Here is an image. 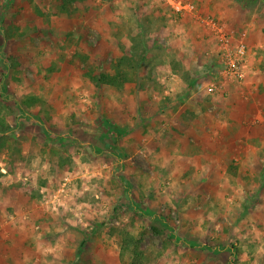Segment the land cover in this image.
I'll return each mask as SVG.
<instances>
[{
    "label": "rangeland",
    "instance_id": "1",
    "mask_svg": "<svg viewBox=\"0 0 264 264\" xmlns=\"http://www.w3.org/2000/svg\"><path fill=\"white\" fill-rule=\"evenodd\" d=\"M178 1L195 12L0 0V192L9 184L47 217L29 227L0 202V222L15 220L7 244L42 245L33 263L130 264L138 249L151 264H264V0ZM223 37L230 53L246 46L243 79ZM124 56L139 64L125 86L85 76L115 74ZM103 120L126 130L116 145ZM125 235L135 243L122 250Z\"/></svg>",
    "mask_w": 264,
    "mask_h": 264
},
{
    "label": "crops",
    "instance_id": "2",
    "mask_svg": "<svg viewBox=\"0 0 264 264\" xmlns=\"http://www.w3.org/2000/svg\"><path fill=\"white\" fill-rule=\"evenodd\" d=\"M227 12V10H224ZM225 13V12H224ZM237 120V119H236ZM210 121H206V119L203 120V131L207 133L208 135V125L207 123H209ZM230 124L232 126H236V127H241L240 123H238L237 121H235V123L233 121L230 122ZM213 133L218 134V129L215 130V132L213 131V129H211ZM236 131V130H235ZM235 131H231V132H235ZM227 133V131H225ZM209 137H211V135H208ZM244 140L246 141V136H244ZM210 148V146H208L206 148V150L208 151V149ZM4 186V185H3ZM22 196V195H21ZM21 196L16 193V190L11 188L9 184H7L4 187L3 192H0V202H3L7 207H5L6 211H9L10 213H16V211H18L19 214L22 215H18L19 218L24 219L26 222L28 223V226L31 227L33 225V223L35 224L37 221H42L44 219H46L47 217H41V214H39L38 212V202L33 200L32 203H30L29 198L28 200L21 199ZM23 197V196H22ZM17 208L19 210H17ZM24 209L27 211L26 213L24 212ZM40 211V210H39ZM9 218L7 219L5 217H3V220L5 219L4 224L0 222V264H11L15 259H17V257H22V259L20 260H24L20 262L21 264H37V263H33L34 261H31V258H29L27 256V253H29L32 255V253L38 252L40 255H42L44 257V249L42 248V245L35 243L34 247L31 248V246L25 245L27 242L25 239H23L22 244L18 245V246H14L13 244H11L9 242V244H7L6 239L11 238L13 236L14 233H16L15 230V225L13 223L14 217H12L11 215H9ZM2 217V216H1ZM7 219V220H6ZM5 226L7 228H5ZM20 230H22L23 232H21L22 234L25 233L26 228L25 226H23L21 229V226H17ZM4 235V236H3ZM27 235H28V231H27ZM3 238H6L5 240ZM34 240H37L36 237H34ZM1 241H3L4 243H1ZM60 250L57 249L56 252H59ZM56 259L55 260H51L50 264H62L60 262V259L62 260V253H56ZM24 257V258H23ZM15 258V259H14ZM14 259V260H13ZM59 259V260H58ZM42 263H38V264H44L43 261H41ZM14 263V262H13Z\"/></svg>",
    "mask_w": 264,
    "mask_h": 264
},
{
    "label": "trees",
    "instance_id": "3",
    "mask_svg": "<svg viewBox=\"0 0 264 264\" xmlns=\"http://www.w3.org/2000/svg\"><path fill=\"white\" fill-rule=\"evenodd\" d=\"M130 59L131 58L129 56L122 57L119 60L117 66L115 67L116 71H115V74H113V75L105 74V73L94 74L91 70H87V72L85 73V76L97 86H111L114 88H121V87L125 86L127 83L132 82V79L129 77V75H131L132 74L131 72H134L137 69V66L139 65L138 63L136 65H134ZM145 59H146V56L142 57L139 60V62L142 63V61H144ZM123 65H125V67H127V71L121 69V67ZM21 110H22V108H21ZM21 112H24V111L22 110ZM262 112L264 114V106L262 108ZM102 126H103V129L105 130V132L107 134H110L113 137L115 145L118 142V139L126 133L125 129L116 128L115 126L111 125L106 120L102 121ZM44 133L47 137L49 136L47 132H44ZM56 139L60 141L64 138L62 136V138L59 139V136H57L55 138V140ZM114 151H118L116 146L114 148ZM113 156L117 157L118 155L113 154ZM144 214H148V213H144ZM147 216H149V215H147ZM149 218H151V220L158 222L161 225V227L163 228V230H165V231L167 230V235H166L167 236L166 237L167 242H169V241L172 242L173 240H175V238H176L175 231L167 223H165V221L162 218L159 219L158 216H155V215L154 216L152 215ZM153 230L157 234L160 233L156 229H153ZM132 243H135V241L133 239H131V237L125 235V245L122 246V250H124L126 248H130L129 246ZM193 246L194 245H191V247H193ZM130 264H151V261L148 258H145L144 253L138 252V249H136L133 251V256H132V260H131Z\"/></svg>",
    "mask_w": 264,
    "mask_h": 264
},
{
    "label": "built area",
    "instance_id": "4",
    "mask_svg": "<svg viewBox=\"0 0 264 264\" xmlns=\"http://www.w3.org/2000/svg\"><path fill=\"white\" fill-rule=\"evenodd\" d=\"M166 1H168L170 8L175 13H178L180 15H192L195 12L194 5H192L190 3H186V2H182V1H178V0H166ZM206 24L212 28H215V26H216L212 20L207 21ZM222 39L225 40L226 37H223ZM224 44H225L224 45L225 59L227 61V63L225 64V67H227L229 69V71H232L231 74H233L234 76H237L239 79H243V75L241 73V68L243 67L242 61L244 59V55L246 52V46L244 45V43L240 42L235 46L234 51H232L230 53L228 50L229 40L228 39L225 40ZM226 73L227 72H225V74ZM220 83L221 82H216V83H213V84L207 86L206 87L207 92L209 94L214 93L216 90V86L220 85Z\"/></svg>",
    "mask_w": 264,
    "mask_h": 264
}]
</instances>
